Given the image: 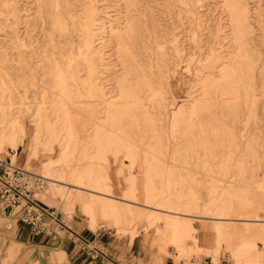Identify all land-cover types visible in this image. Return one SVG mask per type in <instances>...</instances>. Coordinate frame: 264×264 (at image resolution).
I'll list each match as a JSON object with an SVG mask.
<instances>
[{"label": "rangeland", "instance_id": "1", "mask_svg": "<svg viewBox=\"0 0 264 264\" xmlns=\"http://www.w3.org/2000/svg\"><path fill=\"white\" fill-rule=\"evenodd\" d=\"M1 160L64 167L80 190L70 211L114 204L115 225L131 215L105 197L120 167L182 262L229 261L236 238L242 259L264 258V0H0ZM186 218L228 221L231 235L199 249ZM0 219V264H29L20 250L5 261L18 237Z\"/></svg>", "mask_w": 264, "mask_h": 264}, {"label": "crops", "instance_id": "2", "mask_svg": "<svg viewBox=\"0 0 264 264\" xmlns=\"http://www.w3.org/2000/svg\"><path fill=\"white\" fill-rule=\"evenodd\" d=\"M135 174V194L132 196L137 200L143 199L142 177L139 172H135ZM109 177L110 195L105 197L110 198L111 202L131 206L130 216L115 225L113 221H107L103 216L106 210H116L114 204H106L96 208L95 203L97 201L92 200L85 203L79 210L69 211L70 215L67 217L65 215L68 208L67 203L70 198L74 197V193L80 190L65 183L70 190L69 198L66 201L53 196V194L41 193L35 195V199L40 205L48 209H55L60 213L61 220L68 227L62 236L56 238L35 236L31 233L29 227L18 224L13 227L15 230H12V234H16V238L18 237L17 242L8 246L5 261L12 260L20 250L21 255L19 257L22 259L21 261L29 264H177V261L179 264H184L180 259L181 253L176 252L175 247L171 245L173 229L164 225V227L159 228L163 233L158 234V227L150 226L149 213H147L149 207L137 203L135 200H129L127 180L131 178L130 174L119 167L116 174L112 175L110 173ZM55 200H58L63 206L65 214L58 210L60 208ZM90 214H92L91 217ZM186 219L191 225L189 232H193V239L199 249L207 251L220 250L226 242L225 234L231 235V231L228 230L229 222L226 221L227 224L223 231L224 241L219 246L218 223L223 220L215 218L212 220ZM195 221L204 222V224L196 228ZM142 222L145 223L144 231L146 232L141 231L139 233L135 226ZM205 222H210V224ZM105 227H112L119 232L129 233V236L119 237L103 230ZM238 239L232 240L228 250H222L228 254L230 264H264V258L260 256H253L247 260L242 259L240 257L242 254L235 252ZM85 242L101 250L102 253L98 258L90 257L85 251L81 250L80 245ZM168 245H171V247L165 253Z\"/></svg>", "mask_w": 264, "mask_h": 264}, {"label": "built area", "instance_id": "3", "mask_svg": "<svg viewBox=\"0 0 264 264\" xmlns=\"http://www.w3.org/2000/svg\"><path fill=\"white\" fill-rule=\"evenodd\" d=\"M45 179L21 167L0 161V213L10 219L7 228L12 229L14 223L30 228L35 236L56 238L62 236L68 228L61 220L60 213L40 205L36 194L45 193ZM81 250L88 256L98 258L101 250L89 243H82ZM184 264H230L226 259L214 260L211 257H192Z\"/></svg>", "mask_w": 264, "mask_h": 264}, {"label": "bare ground", "instance_id": "4", "mask_svg": "<svg viewBox=\"0 0 264 264\" xmlns=\"http://www.w3.org/2000/svg\"><path fill=\"white\" fill-rule=\"evenodd\" d=\"M21 156L24 157V154H22ZM29 158H30V155H28V160L29 161L32 160V158H30V159ZM23 169H26V168H23ZM26 170H28V169H26ZM28 171H30V170H28ZM65 171H66V169L64 167H62V166H57L54 169H46V170H45V167H44V169L42 170V177L45 179L46 184H47L46 190L48 188V183L50 185H53L52 186V189H51L52 194H54V196H56V195L59 194L63 198V200L68 199L69 198V195H70L69 186L68 185H65V183H64V181H66L65 180ZM30 172H32V171H30ZM32 173H34V172H32ZM55 183H60V184L57 185ZM69 211H70V209L68 207L66 209V211H65V213H66L67 216L70 215L69 214ZM91 216H92V214H90V217ZM226 224H227L226 221H221V222L218 223V240H219V246H221L222 243H223V241H224L223 231H224V229L226 227L225 226ZM13 230H15V228ZM207 257H209V256H207ZM214 260H216V259H214ZM229 261H230V259H229Z\"/></svg>", "mask_w": 264, "mask_h": 264}]
</instances>
